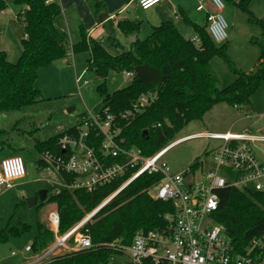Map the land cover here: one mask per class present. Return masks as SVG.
<instances>
[{
	"label": "trees",
	"instance_id": "1",
	"mask_svg": "<svg viewBox=\"0 0 264 264\" xmlns=\"http://www.w3.org/2000/svg\"><path fill=\"white\" fill-rule=\"evenodd\" d=\"M13 2L24 7L17 15L23 25L24 38L21 39L22 50L16 62H9L6 53L0 52V113L24 112L43 100L41 91L35 88L38 70L66 58L71 51L73 54L89 52L86 70L101 78L96 87L102 100L101 110L119 115L132 109L141 95L155 90L134 76L128 85L108 92L105 83L108 74L112 71H134L136 66L146 64L160 70L164 76L163 83L156 91L155 99L132 118L120 119V126L128 147L136 146L145 156H151L172 141L185 126L201 120L214 105L249 106L252 95L264 84V22L251 12L250 0H230L248 16L249 23H257L261 27V34L250 39L259 48L260 54L255 70L248 73L232 62L226 41L217 45L206 26H197L186 18L185 21L193 24L196 30L198 44L184 39L171 21H165L154 27L148 38L137 39L131 49L113 55L100 42L89 39L82 26L80 40L70 46L68 34L55 25V20L61 15V7L56 1ZM99 5L103 6L100 2H93V6ZM7 7V1L0 0V11ZM118 28L125 35L136 34L140 23L121 21ZM214 56L221 58L236 77L224 88L219 87V79L210 64ZM83 115L84 112L80 113L74 124L56 135L34 139L33 147L38 152L49 150L60 153L58 139L72 131ZM158 123L159 126L153 127ZM145 130L147 133L143 134ZM5 143V140H0V149ZM38 164L39 168L48 167L39 160ZM200 164L196 160L190 166L196 169ZM58 174L61 182L70 184L74 180V176ZM159 178V175H141L85 222L81 231L90 237L91 248L55 255L40 264H110L111 258L118 253L108 244L119 240L121 246H128L138 230L166 227L168 221L165 215L174 212L172 203L152 199L147 193ZM121 182L119 180L91 192L62 188L35 206L54 204L59 214L58 233L64 235L98 208ZM217 193L218 205L212 217L224 226L236 250L242 251L252 239L264 234V191L227 186ZM20 205H26L25 201L17 203L15 208ZM16 212L14 210L6 225L0 227V244L30 230L25 223H15ZM54 236L38 221L37 234L30 246L32 252L45 250L54 242Z\"/></svg>",
	"mask_w": 264,
	"mask_h": 264
},
{
	"label": "built area",
	"instance_id": "2",
	"mask_svg": "<svg viewBox=\"0 0 264 264\" xmlns=\"http://www.w3.org/2000/svg\"><path fill=\"white\" fill-rule=\"evenodd\" d=\"M161 1L136 0L142 10ZM204 1L197 0V10L205 9ZM208 1L215 11H207L206 29L211 39L221 44L227 39L228 28L220 13L224 3L222 0ZM192 41L199 43L198 39ZM122 73L130 79L135 76L134 71ZM75 81L78 85L87 82L82 80L81 75ZM155 97L156 91H148L139 97L132 109L119 115L106 109L97 114L84 111L79 124L58 139L61 152L42 151L38 160L57 173L74 176L70 184L62 182L63 188L67 189L91 192L121 180L118 188L102 204L109 202L143 174L160 176L147 193L152 199L171 202L174 212L165 215L168 221L166 227L138 230L128 246H121L119 240L108 244L118 255L128 257L127 264H264V234L252 239L244 250L237 251L224 226L212 217L217 209L219 189L229 186L264 191V159L261 158H264V151L261 157L255 152L256 143L264 142V134H253L250 128L240 132L190 133L174 138L155 154L145 156L140 148L126 145L121 135L120 119L132 118ZM195 138L220 140L218 146L209 150L212 166L204 169L201 162L196 169L188 166L181 171H173L164 156L179 143ZM25 175L21 156L13 155L1 160L0 186L12 189L14 182ZM90 214L64 235L58 236L59 214L56 209L51 210L47 216L48 229L55 234V240L45 250L36 253L34 263H43L57 255L58 251L67 249L73 235L76 246L71 251L91 248L90 237L81 231ZM30 250V246L25 247V251Z\"/></svg>",
	"mask_w": 264,
	"mask_h": 264
},
{
	"label": "rangeland",
	"instance_id": "3",
	"mask_svg": "<svg viewBox=\"0 0 264 264\" xmlns=\"http://www.w3.org/2000/svg\"><path fill=\"white\" fill-rule=\"evenodd\" d=\"M223 3L227 5L230 0H223ZM258 3L264 12V0H258ZM8 4L6 13L0 17V52H5L9 62L14 63L22 50L20 39L23 36V29L22 24L16 20L20 6L10 0H8ZM256 18L264 22V13L256 15ZM251 25L261 29L257 23ZM227 51L232 62L241 69L244 52L242 45L235 43L230 47L227 42ZM213 59L217 63L215 70L218 72L220 80L223 78L222 70L232 74L221 58L214 56ZM84 60L83 66L82 64L78 65L76 69H45L40 72L39 69L35 88L43 89V91L40 90L43 100L24 112L0 113V140L6 141L3 149H0V162L5 157L19 155L24 160L26 170L25 177L14 182V188L8 189L0 186V227L6 225L14 210L17 211L15 223L20 221L30 227V230L23 232L20 236L12 237L6 243L0 244V264L19 262L25 245L31 243L37 234L38 221L42 220L41 222L48 228V221L45 220L44 216L56 209L55 206L48 204L37 208L35 205L41 203L38 198L35 204L29 207L26 199L37 196L40 190H46L47 200L54 192L63 188L60 176L54 169L46 166L39 168L38 156L40 152L32 145L34 139L42 140L66 130L78 120L79 114L86 108L93 114H97L101 110L102 100L96 90L101 78L92 71L86 70L87 65ZM75 75H81L82 80H87L86 84L81 82L78 85L75 81ZM130 80L122 72L112 71L108 74L105 83L108 92H113L128 85ZM222 82L225 85L221 88H224L232 81ZM253 100L260 105L258 107L262 110L256 111V114L262 115L259 119L250 117L248 111L250 106L236 108L225 103H218L207 111L201 120L193 123L194 129L190 130L189 126H185L175 138L204 131L240 132L245 128H250L253 134H264V84L252 95L251 101ZM219 143L220 140L207 138L190 139L171 148L163 159L173 171H181L196 160L202 162V167L206 169L212 166L209 150H212ZM262 151H264V142L256 143L255 152L258 157H261ZM20 201H25L26 205H20L16 209L15 205ZM57 235L60 236L59 233ZM74 236L67 243L68 248L58 251L57 255L66 253V251L70 252L76 246ZM128 262L129 259L126 255L118 254L114 255L111 260V264H127Z\"/></svg>",
	"mask_w": 264,
	"mask_h": 264
},
{
	"label": "crops",
	"instance_id": "4",
	"mask_svg": "<svg viewBox=\"0 0 264 264\" xmlns=\"http://www.w3.org/2000/svg\"><path fill=\"white\" fill-rule=\"evenodd\" d=\"M6 1H7V6H9L8 0ZM10 1L13 2V0ZM49 1H56L61 7V15L55 20V25L59 30L64 31L68 34L70 46L80 40V27L82 26L86 30L89 39H93L100 42L113 55H117L123 51L131 49L132 44L137 39L142 40L148 38L151 35L153 28L165 21H171L184 39L191 41L193 39H198L193 24L197 26L205 27L207 25L206 22L207 11L210 12L215 11V8L208 0L204 1V7H205L204 10L196 9L198 5L197 0H162L160 3L154 5L153 7L147 10H142L138 6L136 0H49ZM94 1L102 3L103 6L102 7L100 5L93 6ZM249 6L251 12L255 16L264 13L260 9L258 0H250ZM19 8L20 9L18 13L24 10L23 6H20ZM7 9L0 11V17H3ZM18 13L16 14L17 22H19L17 16ZM220 13L224 16L228 24V33L226 39L228 45H230L231 47L235 43L236 44L240 43L243 47V51H244L242 57L243 60L240 68L247 73L254 71L260 51L256 45H253L250 42V39L252 37H258L261 34V29L257 26L249 24L248 16L244 12L239 10L232 3H228L227 5H224ZM185 18L188 19L190 23L193 24L187 23L185 21ZM121 21H132V22L140 23L139 32L136 34L125 35L118 28V23ZM22 29H23V25H22ZM22 38H24V33ZM68 53H71V51H69ZM88 57H89L88 52H84L81 54L71 53V55H67L66 58L54 61L52 64H50L47 67L40 68L39 72L45 69H71V68L76 69L78 65L82 64L83 66L84 63L83 59H85L84 61H86V65H87ZM210 64L213 70L216 72V75L219 79L220 88L223 87V85H225L224 82L222 81L233 82L235 80L236 77L234 74L226 73V71L224 70L221 71L223 78L222 80H220L219 78L220 76L218 72L215 70V65L217 67V63L215 59L212 58ZM75 76L77 77L79 75H75ZM39 90L43 91V89L40 88ZM251 102L252 103L249 105L250 109H248L251 115L250 117H256L257 119L261 118L260 114L259 115L256 114V111L257 112L262 111L259 108L260 105L256 104L254 100ZM87 110L88 109L86 108L82 110V112ZM194 127H195L194 125L192 128H190L189 126V129L192 130L194 129ZM204 132H209V131H204ZM48 205L55 206L54 204H48ZM47 216H44L45 220H47ZM41 221L39 222L42 223ZM31 244L32 241L31 243L26 244L25 247L31 246ZM25 247L22 251L23 254L20 261L16 262L15 264H36L34 263V259L37 254L33 253L32 250L25 251Z\"/></svg>",
	"mask_w": 264,
	"mask_h": 264
},
{
	"label": "water",
	"instance_id": "5",
	"mask_svg": "<svg viewBox=\"0 0 264 264\" xmlns=\"http://www.w3.org/2000/svg\"><path fill=\"white\" fill-rule=\"evenodd\" d=\"M135 76L139 78L145 85L151 87L153 90L158 91L163 83L164 76L160 72L159 69L150 67L146 64L136 66L134 69ZM190 128L193 127L192 124H189ZM147 130L143 131V134H146ZM47 191L46 190H40L37 196L29 197L26 199L27 205L29 207H32L36 199L38 198L40 202H44L46 200ZM103 205L102 204L98 209H96L92 214H90V217L94 215L95 212H97ZM17 223V222H16Z\"/></svg>",
	"mask_w": 264,
	"mask_h": 264
}]
</instances>
